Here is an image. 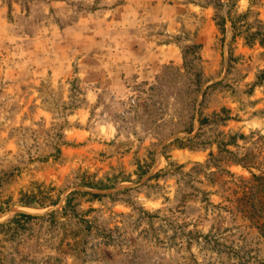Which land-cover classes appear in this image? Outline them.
Here are the masks:
<instances>
[{"label": "rangeland", "instance_id": "rangeland-1", "mask_svg": "<svg viewBox=\"0 0 264 264\" xmlns=\"http://www.w3.org/2000/svg\"><path fill=\"white\" fill-rule=\"evenodd\" d=\"M0 264H264V0H0Z\"/></svg>", "mask_w": 264, "mask_h": 264}, {"label": "trees", "instance_id": "trees-1", "mask_svg": "<svg viewBox=\"0 0 264 264\" xmlns=\"http://www.w3.org/2000/svg\"><path fill=\"white\" fill-rule=\"evenodd\" d=\"M74 193H76V192H74ZM73 193V194H74ZM72 194V195H73ZM70 199V198H69ZM67 200V204L69 203V201L70 200ZM25 204H27V203H25ZM53 213H55V210H52L50 213H49V215H52ZM19 217H23V218H25V219H30V218H35V217H38V216H35V215H31V214H26V213H19V215H18Z\"/></svg>", "mask_w": 264, "mask_h": 264}, {"label": "bare ground", "instance_id": "bare-ground-1", "mask_svg": "<svg viewBox=\"0 0 264 264\" xmlns=\"http://www.w3.org/2000/svg\"><path fill=\"white\" fill-rule=\"evenodd\" d=\"M25 210H30L29 208H25Z\"/></svg>", "mask_w": 264, "mask_h": 264}]
</instances>
